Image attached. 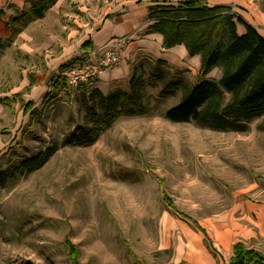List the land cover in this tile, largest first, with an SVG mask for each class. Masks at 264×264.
<instances>
[{"label":"rangeland","instance_id":"1","mask_svg":"<svg viewBox=\"0 0 264 264\" xmlns=\"http://www.w3.org/2000/svg\"><path fill=\"white\" fill-rule=\"evenodd\" d=\"M255 3L264 16V0ZM164 68L189 85L198 79V71ZM148 69L144 59L148 113L120 116L89 147L62 145L87 123L77 90L46 100L25 125L15 106L0 114V264H73L66 236L83 264H191L189 251L204 234L164 194L214 237L243 203L264 205V114L241 132L169 121L165 112L182 89L162 95L164 80ZM220 74L214 68L210 77ZM52 146L42 167L9 176L20 160ZM245 244L264 253V239ZM229 258L220 247L217 264Z\"/></svg>","mask_w":264,"mask_h":264},{"label":"trees","instance_id":"2","mask_svg":"<svg viewBox=\"0 0 264 264\" xmlns=\"http://www.w3.org/2000/svg\"><path fill=\"white\" fill-rule=\"evenodd\" d=\"M56 0H32L28 8L18 10L11 20L9 42L27 27L29 22L42 18ZM151 6L148 16L155 20L150 31L163 34L166 48L183 44L190 55L199 54L201 65L198 79L189 85L184 78L171 73L165 66L167 60L147 58L148 72L152 77L163 79L161 94L168 96L182 89L180 100L168 108L165 117L172 122L195 123L222 131H246L249 121L264 114V35L252 24L237 16L226 5H209L207 0H178ZM237 18V19H236ZM237 22L246 31L240 34ZM6 45V44H5ZM76 59V58H75ZM75 59L66 62L61 69ZM144 60L134 65L127 88H118L104 94L92 88L82 95L86 108L87 123L76 126L64 136L62 145L89 147L97 142L104 131L112 127L120 116H139L148 113L145 103L146 81L140 69ZM216 67L221 69L218 78L207 75ZM181 71L180 68H176ZM65 83L63 76L59 75ZM41 109L32 111L33 115ZM57 146L29 156L14 166L9 176L17 172L33 171L42 167ZM163 199L168 207L182 218L191 221L204 233V243L217 256L218 250L205 228L181 211L168 194ZM73 264L79 260L77 245L69 236L65 238ZM227 264H264V253L246 246L243 241L233 245V254Z\"/></svg>","mask_w":264,"mask_h":264},{"label":"crops","instance_id":"3","mask_svg":"<svg viewBox=\"0 0 264 264\" xmlns=\"http://www.w3.org/2000/svg\"><path fill=\"white\" fill-rule=\"evenodd\" d=\"M31 1L0 0V114L8 116L10 106H15L22 125L41 114V110L32 113L38 106L67 90L66 84L57 78L63 64L115 41L123 42L120 63L103 71L96 80L81 84L77 92L83 95L98 88L106 94L113 89H125L134 65L147 58H161L192 73L200 68L199 54L190 55L183 44L166 48L163 34L149 30L155 23L148 16L150 7L169 1L56 0L42 18L29 22L9 42L12 17L18 10L28 8ZM207 3L231 7L264 35L258 28L264 16L257 11L255 0H207ZM237 29L240 34L246 31L240 22ZM224 219L225 226L216 230L215 237L207 233L217 250L225 248L229 257L236 242L264 239L263 204L243 203L239 217ZM202 242L204 246L196 245L189 251L191 264H217L218 254L214 256L207 248L203 236Z\"/></svg>","mask_w":264,"mask_h":264},{"label":"built area","instance_id":"4","mask_svg":"<svg viewBox=\"0 0 264 264\" xmlns=\"http://www.w3.org/2000/svg\"><path fill=\"white\" fill-rule=\"evenodd\" d=\"M122 41L93 49L89 54L76 58L59 71L65 84L71 90H77L81 84L96 80L100 74L120 63Z\"/></svg>","mask_w":264,"mask_h":264}]
</instances>
